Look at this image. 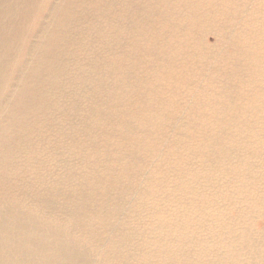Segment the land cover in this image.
Returning a JSON list of instances; mask_svg holds the SVG:
<instances>
[{
    "label": "bare ground",
    "instance_id": "1",
    "mask_svg": "<svg viewBox=\"0 0 264 264\" xmlns=\"http://www.w3.org/2000/svg\"><path fill=\"white\" fill-rule=\"evenodd\" d=\"M0 264H264V0H0Z\"/></svg>",
    "mask_w": 264,
    "mask_h": 264
},
{
    "label": "rangeland",
    "instance_id": "2",
    "mask_svg": "<svg viewBox=\"0 0 264 264\" xmlns=\"http://www.w3.org/2000/svg\"><path fill=\"white\" fill-rule=\"evenodd\" d=\"M209 41H210V42H214V41H215L214 37L210 36V37H209Z\"/></svg>",
    "mask_w": 264,
    "mask_h": 264
}]
</instances>
